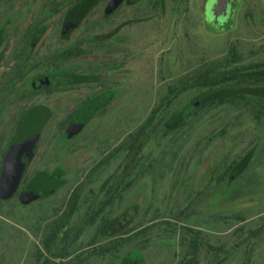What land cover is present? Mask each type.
<instances>
[{"label": "rangeland", "instance_id": "obj_1", "mask_svg": "<svg viewBox=\"0 0 264 264\" xmlns=\"http://www.w3.org/2000/svg\"><path fill=\"white\" fill-rule=\"evenodd\" d=\"M111 3L0 0V169L35 129L12 191L0 175V264H264V109L235 104H264V81L191 84L231 51L264 61V0ZM73 45L84 54L59 59ZM67 81L83 84L53 90ZM220 99L234 104L202 108ZM38 176L49 187L25 202ZM63 213L67 238L46 251Z\"/></svg>", "mask_w": 264, "mask_h": 264}, {"label": "trees", "instance_id": "obj_2", "mask_svg": "<svg viewBox=\"0 0 264 264\" xmlns=\"http://www.w3.org/2000/svg\"><path fill=\"white\" fill-rule=\"evenodd\" d=\"M49 0H46V2ZM111 7L116 6L117 2H120L122 0H111ZM252 6H255V3L252 2ZM71 20H68L67 24H71V21L76 18V15H74ZM84 54V51L79 46H70L64 49L58 56L59 59H67V58H73V57H79ZM244 57L238 55L235 51L229 52L226 57L224 58V62L222 63V59L218 61H214L211 64H203L200 65L199 68H196L193 71L192 74V80L193 83L191 84H198L201 88H204L207 91V93L213 92V90H216L217 88H220V86H231V87H242L246 85H252L257 81H264V61L259 62H250V63H244L243 62ZM18 77V75H17ZM17 77L13 78L8 85H11L14 83V80H17ZM69 80V79H68ZM190 79L187 78L184 80V83H181L180 85L187 86L189 84ZM69 84V85H68ZM71 84V85H70ZM83 83H75L67 81L64 85H58L56 87H53V90H65L66 88L80 86ZM37 89L45 87L43 82H39L36 84ZM68 85V86H67ZM179 85L172 83L168 84L167 86V96L170 97L176 94V91L178 89ZM51 88V87H50ZM48 89L50 92L52 89ZM6 90V89H5ZM229 104H234L232 101H228L227 99H220L218 101H212L207 104H204L202 108H213V107H219V106H227ZM240 104L244 110H246L250 115H252L256 120L259 118V113L263 111L264 104L254 98H248V100L245 97V100L243 103H235ZM89 113V108L87 105H81L76 110L73 111V113L70 115L69 119L73 121V123L81 124L83 122ZM72 126V125H71ZM176 127L179 126V123L175 125ZM28 129V128H27ZM76 127L72 126V130H75ZM139 137V134L133 139L132 145L134 144L135 140ZM235 168L234 172H237V166L236 161H234L229 169ZM229 171L224 172L219 178L216 180V185H221L225 179L229 176ZM107 184V181L102 185L101 190L105 188V185ZM36 187H40L42 189V193L38 195L37 197L42 196L44 193L43 190H47L49 187V183L47 180L43 179L42 177H35L33 179H30L26 185L23 187V193L22 200L29 201L34 196L30 194H26L29 189H33ZM106 198H109L111 196V191H106ZM75 193L73 197L71 198V201L74 202L75 199ZM36 197V198H37ZM113 199V198H112ZM115 200V199H114ZM66 217L67 213H63V215L58 219V225L53 226L51 229H48L46 234L44 235L43 241H42V247L46 251H51V247L56 244L57 239H66L67 235H64V226L66 223ZM240 221H242V218H239ZM69 243L65 242V246L62 248V251L64 252ZM95 241H91L90 245H94ZM99 249V248H98ZM100 251L97 250L96 253H99ZM67 255V253H60V256ZM41 260V257L38 258V261ZM41 264H48L47 261L41 262Z\"/></svg>", "mask_w": 264, "mask_h": 264}, {"label": "water", "instance_id": "obj_3", "mask_svg": "<svg viewBox=\"0 0 264 264\" xmlns=\"http://www.w3.org/2000/svg\"><path fill=\"white\" fill-rule=\"evenodd\" d=\"M32 132V130L26 129L25 133L22 135L21 139L11 152L9 161L6 163L2 177V187L6 192H10L15 188L24 170V158L28 155L27 148H30L33 143V139L31 137L33 134Z\"/></svg>", "mask_w": 264, "mask_h": 264}, {"label": "flooded vegetation", "instance_id": "obj_4", "mask_svg": "<svg viewBox=\"0 0 264 264\" xmlns=\"http://www.w3.org/2000/svg\"><path fill=\"white\" fill-rule=\"evenodd\" d=\"M28 128V130H32L33 132V134L31 135V137H32V139L34 140V135H35V129H34V127H32V126H28V127H26L22 132H21V134H20V136H19V138L17 139V141H16V143H15V145L13 146V148L9 151V153H8V155H7V157L5 158V160H4V164H3V166L1 167V169H0V175L3 177V174H4V170H5V167H6V163L9 161V159H10V156H11V152L13 151V149L15 148V146H16V144L19 142V140L21 139V137H22V135L25 133V131H26V129ZM33 145V143L31 144V146ZM30 146V147H31ZM27 149H29V148H27ZM28 156V155H27ZM27 156L24 158V161H25V159L27 158ZM2 184V183H1ZM3 185V184H2ZM1 185V186H2ZM29 191V193L32 195V196H34V197H37L38 195H40L42 192V189L40 188V187H36V188H31V189H29L28 190Z\"/></svg>", "mask_w": 264, "mask_h": 264}]
</instances>
